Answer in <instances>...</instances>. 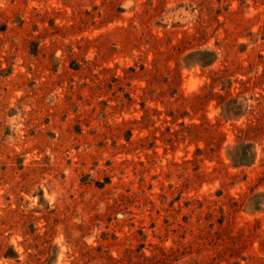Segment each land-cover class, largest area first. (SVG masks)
Here are the masks:
<instances>
[{"label":"rangeland","instance_id":"374dc122","mask_svg":"<svg viewBox=\"0 0 264 264\" xmlns=\"http://www.w3.org/2000/svg\"><path fill=\"white\" fill-rule=\"evenodd\" d=\"M0 264H264V0H0Z\"/></svg>","mask_w":264,"mask_h":264}]
</instances>
